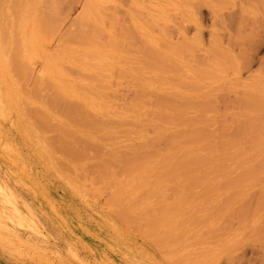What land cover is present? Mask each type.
Here are the masks:
<instances>
[{
    "label": "rangeland",
    "instance_id": "rangeland-1",
    "mask_svg": "<svg viewBox=\"0 0 264 264\" xmlns=\"http://www.w3.org/2000/svg\"><path fill=\"white\" fill-rule=\"evenodd\" d=\"M130 1L132 0H122V1L121 0H99V1L97 0V2L94 5L100 6V8L98 7L99 12L96 13L92 18H90L92 20L87 25L81 24L80 20H78L80 25H78V22H77V19L81 17V14H82L81 13V10L83 9L82 4L77 3L76 1H70V0H60L58 1V3H51L52 1H49L47 3L48 6L49 5L56 6L57 17H54L52 27L49 25V30L45 32L44 31L41 32V35L38 36V39L40 40V47H44L46 49V52L44 53H47V54H53L55 52H60L63 59H66V62L70 63V62H73L75 58H78L77 53H74L72 51L73 48L74 47L81 48L86 45H83V46L71 45L70 42L74 39L70 37L69 30L75 28L76 32L78 31L81 32L83 28L86 27L93 33L95 31L103 33L102 39L107 41L109 39L108 34L110 32V29H114V24H117V28L115 31L117 34H120L122 32L121 25L122 24L124 26L126 25L128 31H134V32L145 35L143 39L140 36H138L139 45L143 49L151 50L152 48H154L156 51V54L160 56L169 57V58H165L159 63L162 64L163 69H166L167 67H175L176 82L172 83L171 85L172 89L175 92L181 94L186 101L195 102L196 105L201 110L200 113L204 112L205 116H206V112L209 106V102L207 103V99H206V64H207V59H208L209 54L213 53L215 57L221 54L222 56L221 61H224L226 65L230 63L231 66H234L235 68H237L238 66L244 65V69L242 71L243 76H246L251 72L252 73H256L257 71L259 72L260 69H263V74H264V64H261L262 61L264 62V0H157L156 4L159 5V7H158V11L156 10V14L158 13L159 18L156 19L155 23H151V20H150L151 17L147 14L148 12H150V9L148 10L147 8L148 12H145L144 9L132 7L131 5L132 3ZM152 1L153 0H139V2L142 4L143 3L149 4ZM73 6L75 7V9H71ZM0 8H1L0 9V35L4 34V37L2 35L1 36L3 39L7 38L6 39L7 43H8V39L11 41L10 38H12L11 42L13 43L15 39V35H16L15 26L17 24L16 23L17 20L15 19L14 12H12L11 9L10 11H7L8 10L7 2L0 0ZM25 24L26 23H24L23 25L25 26ZM23 25H21L22 28L24 27ZM16 28H18V26H16ZM151 31L154 33V36H155L154 45L151 44L150 42ZM10 41L8 45V44H5V40H3L5 45L3 44L4 47L2 46V44L0 46L1 47L0 53H2V47L4 48L3 51L5 50V54L3 52L2 54L4 55L2 54H1L2 56L0 55V60H2L1 63L3 62L2 64H0V106H1L0 108V120H1L0 121V131H1L0 137L3 138V139L2 138L0 139V234L3 235L1 237L3 239H0V242L2 243V241L5 239V241L7 240L6 242L8 244L10 243L11 245H6L4 243L5 241H3L2 244L0 243V245H5V246L0 247V264H126V263L127 264H164L163 262L159 260L158 257L165 258L166 260H168L167 261L168 264H264V211L254 212V211H250V210H247L239 206H230V207L217 206L214 203V200L210 196V194L208 193L205 194L203 190H201L202 188L200 187L201 185L199 186V184H201L202 181L196 178L189 179L187 175H184V177L186 178L187 176V180H189L188 182L193 181L194 184L196 183V187L197 186L200 187V191L198 189L199 187H197L195 189V190L198 189L197 192L194 190V192L192 193L194 195H198L195 197V200L198 203L197 205H199L200 207L203 206L204 204L208 205L209 208L211 209L209 210L210 218L215 221V225L212 226L211 228H208V227L204 229L199 228L198 230L199 232H195L197 233V235L199 234V236H202V240L198 242L199 244H197V247H200V248L201 246L203 247L202 245L203 243L204 245L206 244V247H208V244H209V250L204 252V254H202L201 256H197L201 258L195 257L194 260L190 262V261L183 260L181 257L168 255L169 253L173 252V249L169 245L166 246V244H163L164 243L163 238L164 237L167 238V236H164L161 238L158 235L157 238H155L154 234H152V236L151 234H148V233H151V231L152 233H155L156 231L154 230V228H157V227L151 226L153 227V230H151V227L148 226L147 228L150 231L144 228L142 229L143 231L140 229L136 232L135 230L127 229L126 227L127 225L121 222L119 219L118 220L121 224H117L116 222V225H114V227L113 225L109 223L107 224V221L103 217L102 211H104L105 213L106 208L110 207V206H107L109 205L107 204V200H108V196H110L111 198L112 195L110 194V188L103 186L104 184L102 182H101V185L99 184L100 182L98 183V180L100 181L101 179H97V177L95 176L96 174L95 168H94L95 173L91 169L89 170V167H90L89 163L94 161L93 160L94 157L93 159H91V157L94 156V154L93 155L90 154L91 155L90 159L92 161L90 159L85 161L84 158H81L78 155L74 156L72 155V153L68 154L70 156H67V152L65 153L64 151L65 149L61 150L62 146H60V144L62 142L60 141H59L60 144H58L59 148L57 149L61 151V154H64V153L65 154L61 155L60 153H57V151L55 153L52 150L54 147L56 148V145L53 147V144L56 142L55 141L57 138L56 135H58L57 131L59 130V128L62 129V127L66 126L64 123L67 122V127L70 126L73 130L77 129V125L72 122L73 118L75 117V115H77V113L74 115V117L73 116L70 117V115H68L69 118H67V115L65 116L66 117L65 118L64 114L70 110L68 108L73 103V101L75 102L76 100L77 101L80 100L79 102H82V99H76V98L67 99V100L65 99L66 101H69L68 104L71 103L67 107L66 106L64 107V105L62 104L63 103V99H62L61 104L64 107V110H66V112L61 113L63 111L62 110L63 108L61 109L62 106L60 104H58L59 106H61L60 107L61 111L59 112L58 111L60 110L59 106H58V109H56L57 105L51 106L49 105L50 102L47 99L46 100L48 101V103L45 99L42 98L41 100L44 101L45 105L48 104V109L50 108L48 112L52 109V107L54 106L56 107L54 108V110L52 109L53 111L51 110L49 112V113L52 112L51 114H53L52 116L54 118H56V116L57 118L59 117V114L57 115V112L63 115L62 117L60 115L58 120L56 118L57 121L53 119L52 122L48 121V119L51 121L53 117L47 111L45 113L40 111L42 114H44L43 116L42 114L40 116V112L38 109L36 112V108L37 107L39 108L38 103L37 105L35 104L36 107L34 105L32 106L30 103H29L30 105L25 104L24 97H26L25 96L26 94L21 91L23 90L24 87L26 88L28 87L29 89L33 87V85L35 84V81L33 82L32 80L33 79L35 80L36 76L40 73V71H42L43 69L42 64L45 58L47 57L43 56L42 54L35 57L33 59V65L31 66V67L34 66V68H32L31 72L29 73L32 75V77L30 78L31 75L29 74H28L29 75L28 77L26 76L27 79L29 78L31 80L28 79L29 80L28 81L26 80L25 77H23L25 79L22 78L23 79L22 81V79L19 80L15 76V83H14L15 86H14L13 84L9 83L10 82L9 80H7L8 82L6 81V79H8L9 73L14 74L12 73V68L11 70L9 69V65H11L10 63L11 61L9 60H11L10 58H11V55H12L11 53L13 49V44ZM8 47L9 48L11 47V49H8ZM38 48L39 47H37V49ZM88 48L92 50L91 44H89ZM246 49H249V54L250 56L253 57V65L251 66L249 70H247L248 68L246 69L245 64H244L245 61L248 59V54L243 52ZM107 50L108 49L104 50V52H106ZM131 51L135 53L136 54L135 56L139 57V59L142 62L146 60V54L143 51L139 52L137 48H133ZM40 52L41 51L39 50V53ZM225 52L228 53L226 56H225ZM230 52H233V53L230 55ZM84 55L86 56V58H89L91 54L89 52H84ZM3 56H4L3 58L4 61L3 59H1ZM6 57H8L9 59H7ZM6 59L8 60L9 63L5 62ZM7 63H8V66L5 65ZM121 64H124V62L122 61ZM117 66H122V65H117ZM115 70H119V67H116ZM164 71L166 73V70ZM168 77H172V76H168ZM24 80L26 82H24ZM134 80H135V77H131V76H126L119 80L118 75L117 74L115 75L114 83L115 84H117L118 82L119 83L116 85V87H114V89L116 91L115 93L118 95L117 98L120 100V103H126L127 105L132 102L131 100L135 96V90H136L135 85H132L134 83ZM19 83H21V85ZM22 85L23 86L26 85V86L22 88L21 87ZM13 86L15 87L14 88L15 91L13 89ZM44 93L45 91H43L42 95H44ZM104 94H102V97H99V98L97 97V99L96 98L95 99L97 101H99V99L100 100L102 99L101 100L102 102L103 100H106L107 102L110 103L112 101L110 100L112 97H109V96L111 95L113 96V100L115 101V102L112 101L113 102L112 104L117 105L116 101L118 102V100H116V97H115L116 95H113V93L110 94L109 92L106 93L109 96H106V94L105 95ZM20 95H22L23 97H21ZM13 96H18V97H13ZM11 97L13 100L11 99ZM107 97L109 98L107 99ZM88 99H90V96L88 97ZM85 100H87V98H85ZM97 101H94L93 99L94 103ZM102 102L99 101L98 103L94 104L99 109V111H97L98 109L95 110L96 115H98L97 118L99 117L100 111H101L102 117H104L103 116L104 111L106 112V110H104L103 107L101 108L102 110L100 109V107H98L100 106ZM9 105H10V108H9ZM147 105H148L147 107L149 110L150 108L159 110V107L155 101H153L151 104L148 103ZM33 107L35 109H33ZM40 108L42 109L41 106ZM224 109H225L224 107L221 108L224 116H226ZM30 110L32 111L30 112ZM72 110L73 109H71V111ZM26 111L30 113L28 114ZM32 112L39 113V115H37V117L39 116L38 121L41 118V121L43 120L45 124L42 123L43 121L38 122L36 119L37 117L35 118V122H34L33 115L35 113L31 115ZM74 112L76 111H73L70 113L73 115ZM19 113H21V115ZM45 114H47V116L50 115L49 117L50 118L52 117V118L50 119L47 117L48 118L47 119L45 117L46 116ZM128 114H131V113H128ZM82 115H84V113ZM85 116L87 118H90L91 114L90 116L89 114L84 115V117ZM27 117H29L32 123L30 122L29 119L25 120ZM42 117H44V119ZM102 117L101 118L99 117L100 120L102 119ZM70 118H72V120ZM93 118L94 117H91V119ZM99 118L97 120H99ZM146 118H149V117L147 116ZM65 120H68V121H65ZM69 121L70 123H68ZM36 122H38L37 124L42 123L41 124L42 126L44 124L45 127L44 126L42 127L44 129L46 127L48 128L46 124L50 125L49 123H51L53 126H56L57 124H55V122L56 123L61 122V124L63 123L62 124L63 126L59 127L61 124L58 123V130H56L55 127L53 128L50 125L49 132H48L46 129L45 130L42 128H40L41 130L38 129L37 127H39V125L36 126L35 125ZM32 124L35 126H32ZM70 124H72L73 127ZM109 125H113V124H111L110 122ZM51 127L57 133V134L55 133L54 136L51 135L52 133L51 132L52 130H50ZM21 128H24L23 129L24 131H22ZM25 128L32 132L28 133L29 131L25 130ZM32 129L36 130L37 132ZM44 131L45 133H43ZM62 131L63 129L59 130L58 132L59 134H62L61 136L63 138H65L66 136H67V140L71 138L70 137L71 135L68 136L67 131H65L67 132L66 136L63 135ZM152 131H153V128H152ZM152 131H149V133L153 134V137L148 133L152 138L149 137V135L148 136L145 135V138L143 139L140 137L139 138L140 140H145L146 142L143 141L141 143L140 140L138 141L134 140V143L136 142L137 146L134 145L133 143V147L138 148V144L141 143L140 145L142 146V148L145 145L143 149L138 148L142 150V152L144 150L146 151V153H148V151L152 152L153 149H155L157 152L158 150L159 152L160 151L162 152V150L164 151V149H166L165 146L167 144V141H166L167 139H165L164 142L162 139H161L162 141L158 139L156 141V144H154L153 147H151V145L149 146L148 144H146V143H149V141L151 142V139L155 137L154 133L156 132L154 131L152 132ZM35 133H38V134H35ZM164 134L168 138V144H167L168 147L167 146L166 147L167 149L168 148L170 149V150L166 149V151L164 152L166 153L170 151L169 154H171L173 151H175L176 148L171 143V141H169L170 135L167 136V133L165 132ZM46 135L48 136L51 135V137L53 136L54 138L56 137L55 139L53 138L51 139L50 137L48 138L55 142L49 145L50 144L49 142L51 141L50 140L49 142L47 141L48 139H46ZM42 137L44 139H42ZM9 138H11V141L9 140ZM34 138L36 139L34 140ZM146 138H148V140L149 138L151 139L147 141ZM4 139H5V142L3 141ZM38 139H40L42 143ZM42 140L46 141L47 143L46 142L43 143ZM158 141L161 144H159ZM72 142L74 141L72 140ZM11 143L12 145H10ZM129 143H132V141H129ZM5 144H7V146ZM14 144H16L15 148L12 147L14 146ZM169 145H172V146H169ZM146 146L149 148V150L147 149ZM12 148H14L17 152ZM43 150L45 151L43 152ZM107 150L108 148L103 149L104 154L105 156H110V154L108 153L109 151ZM63 151L64 153H62ZM156 151L153 150V152L155 153L154 159L158 162L157 164L159 165V167H156V168L154 167L153 173H156V171L161 173V171L163 172L165 168L169 169L165 167V164L166 166L169 165L168 167H174L173 164H175L174 162H176V161H172L173 159L176 160V158L173 157L174 153H172V156L170 155L171 157H173L172 160H171V157L168 156L169 154L167 156L170 157V159H166L167 156L164 152L162 153L163 157H160V153H159V157L161 158L160 160V158L157 159L155 157L157 156ZM38 152L39 154H37ZM44 153L48 157H46ZM164 154L166 158H164ZM54 155L55 157L59 156L60 159L62 158V156H65L64 159L65 160L68 159L67 161L69 162V163L67 162L68 165L66 166L68 168V171L70 169V171L73 170V174L77 173L78 175H81L82 179L84 178V180L88 182L87 187L86 185H84V183H86L85 181L82 180L83 184L80 183L81 182L79 178L80 176H77V174L74 176L72 175V173L68 172L69 173L68 175L67 170H64L66 168L63 167L64 168L63 169L62 167H60L61 164L64 163L63 159H61L63 162L62 163L60 162L61 160H59L58 157L56 158L57 159L56 160ZM119 155L122 156L121 154ZM71 156H72V159H71ZM151 156H153V154ZM73 157L75 159H73ZM46 158H48V160ZM72 160L73 161L76 160L77 165L82 169V171L76 166L75 162L74 163L72 162ZM167 160H169L170 162ZM20 161L22 162L19 163ZM95 162L96 160L93 163ZM166 162L168 163V165ZM67 163H64V164H67ZM20 164L22 165L20 166ZM69 164L71 165L75 164L74 166H76L77 169L74 170L75 168L73 165H72V168L74 169H72L71 167L69 168L68 166H71ZM220 164H221V167H224L223 172H225L224 173L225 180H227L228 177L230 176L229 173L231 172V168L235 165V160L231 159L230 157H224L221 160ZM13 166H15V168ZM92 167L93 166H91L90 168ZM160 167H162V169ZM163 167L165 168L163 169ZM158 168L159 170H157ZM40 169H41V172H40ZM121 169L122 168H120V170ZM19 171L22 173H20ZM85 171H87L88 173L90 172L92 176L89 175ZM151 171L152 170H149V173L153 175ZM91 172H93V174ZM84 173L85 175L87 173L88 176L85 177ZM151 175H148L147 177L148 179L151 177L150 180H153ZM163 175H165L164 178L162 177ZM68 176H70L71 178ZM89 176H90V179L91 177L92 179L96 178L94 179L95 180L94 182H96V184H94L92 179H91L92 181L89 179ZM167 177L170 178V176H168L167 174L161 173V177L159 178L160 179L159 183H162L161 185L159 184L161 192H159L156 196H155L156 194L155 192H152L155 194L150 193V195L148 194V196L147 195L146 196L149 197L151 195H154V199L156 201H157V197L159 198L161 197L162 199L164 196L165 197L167 196L166 198H168L170 202L166 199L165 203L163 201L162 204L164 203V205L167 204L168 206L171 203L170 206H172V203L174 204L176 197L177 198L180 196L183 197L184 189L182 188V185L181 186L178 185L182 183L178 179L176 180L178 184L177 186H175L174 185L175 183H173L174 179L171 180V178L170 179L168 178V180L170 181L168 182V180L165 179ZM59 179L62 181H60ZM71 179L74 180V182L69 181ZM163 179H165V181ZM20 180L24 183L22 184ZM34 180L36 181L34 182ZM77 181L80 187H78L77 186L78 184L75 183ZM90 181L93 184L89 185L91 183ZM171 182L173 183L172 184L173 187L174 186L175 188H178V186L180 187V190L182 191V193L179 192V189H176L180 193V195L179 193L176 194L177 191L173 187H170ZM166 183H167L168 188H171L172 192L169 189L170 191L169 193L168 189L166 188L167 187ZM163 184L166 186V187L164 186L165 189L162 186ZM96 185L98 186L96 187ZM70 188L72 191L70 190ZM86 188L87 189L92 188L90 189V192H89L90 194L88 193L89 190L85 192ZM97 188L98 189L100 188V190H97ZM102 188L106 192L109 193L108 196L106 195L107 193L105 194ZM172 188L176 192H173ZM101 189H102V192H101V195L99 196L97 192L101 191ZM258 189L259 188L253 186L251 187V189L248 190V192L254 193ZM145 190H142V191H145ZM163 190L166 192V194L164 193ZM91 191H93V193ZM31 192L33 193V195ZM199 192H201L202 194ZM86 193H88L89 195H87ZM103 193L104 195H102ZM146 193L147 192H144V194ZM173 193L177 196L176 197L173 196ZM77 194H78V197H77ZM92 194H95L96 198H92L93 197ZM161 194H164V196H162ZM71 196L73 197L75 196V197L74 198L72 197V199H69L71 198ZM159 198H158V201H160ZM180 198L179 200H176L177 205H179V201L182 200V198L181 200ZM152 199H153V196H151L150 200ZM76 202H78V204ZM160 202L159 204H161ZM177 205L175 209L173 208L174 213H173V210H171V212L173 214L179 213L180 214L179 216L181 217L186 216L185 215L186 210H182L184 209L183 206L179 205L182 207L181 210H179L181 212L180 213L177 210V207L179 209L180 207ZM72 206L74 207V209ZM157 206L158 204L156 205V207ZM199 206H197V208ZM78 207L80 208L81 211L79 210ZM156 207L154 208L156 209ZM171 208L172 207H169V209ZM161 209H162L161 211L163 210L165 211L166 207L164 208L161 205ZM48 216L50 219L48 218ZM69 216H71L72 218H70ZM76 216H77V219H76ZM103 219L105 220V222ZM195 224L197 225V223ZM186 225L184 226L185 230L183 226L181 228H177V230L180 232L179 236L181 238V234H183L182 232H185L187 229L184 235L189 241H192L191 243H194L193 235L191 234H193L194 231H197V230H195L190 225H189L190 227L188 228L186 227ZM200 229H203L202 232H200L201 231ZM145 230L149 232L146 233ZM139 231H141L142 233L145 232L146 235L148 234L147 235L148 237L143 235L141 232L140 234ZM202 234L205 236L204 238ZM149 236L150 238L154 236L155 238L153 239L154 243L151 241ZM205 238L207 240H205ZM71 240H75V241L72 242ZM203 240L205 242H203ZM201 242L203 243L201 244ZM220 243L222 245H220L219 247L218 245ZM161 244H163V246H161ZM191 253H192L191 255L194 254L193 252ZM228 255H232V256L227 257Z\"/></svg>",
    "mask_w": 264,
    "mask_h": 264
},
{
    "label": "bare ground",
    "instance_id": "bare-ground-1",
    "mask_svg": "<svg viewBox=\"0 0 264 264\" xmlns=\"http://www.w3.org/2000/svg\"><path fill=\"white\" fill-rule=\"evenodd\" d=\"M1 1H5L8 3V10L7 9L6 10L10 11L11 9V11L14 12V17L17 20L16 26H18V28H16L15 26L16 35H15V39L13 43L11 42L12 38H10L11 41L8 39V43H7L6 42L7 38L6 37H5L6 39L2 38V36L4 37V34L3 35L1 34L2 36L0 35V46L1 44L3 46L4 44L3 40H5V44L9 45V41L13 44L12 53L10 52L12 55L10 58L11 60H9L11 61L10 62L11 65H9V69L11 70L12 68V73L14 74L9 73L8 79H6V81L9 80L10 81L9 83L15 86L14 84L15 76L19 80L22 79L23 77H25L26 80H28L29 78L27 79V77L31 75L29 73L31 72V69L34 68V66L31 67L33 65V59L39 56L40 54L47 57L45 58L44 62L42 61L43 62L42 71H40V73L36 76L35 80L32 78L33 79L32 81L33 82L35 81V84L33 85V87L32 88L30 87L31 89H29L28 87L27 88L24 87L26 85L21 86L22 88L24 87L21 92L26 94L25 95L26 97H24L25 104L27 105L31 104L32 106L33 105L35 106V104L37 105L38 103L39 108L38 107L36 108V112L38 109L39 112L41 111L45 113L46 111L48 112L50 108L48 109V104L45 105L44 101L41 100L42 98L45 100L47 99L50 102L49 105L51 106L57 105L56 106L57 108L55 106L52 107L53 110L54 108L58 109V106H59L58 104H60L61 106L63 104L64 107L65 106L67 107L68 105H70L71 103L68 104L69 101H66L67 99H74V98L82 99V102H79L80 100L79 101L76 100L77 102L76 101L74 102L72 100L73 103L69 106L68 109L70 110L68 112L64 110L63 106L62 107L59 106V109L60 107L61 109L63 108L62 109L63 111L61 113L66 112L64 114V117L66 115H67V118H69L68 115H70V117L71 116L74 117V115L77 113V115H75L74 118L72 117L73 118L72 122L77 125L76 130H73L70 126L67 127V122L64 123L63 121V123L66 126L62 127L63 129L62 132H63V135L65 136L67 132H68V136L71 135L70 136L71 138L68 139L69 141L67 140V136L66 137L64 136L66 138L65 139L61 136L62 134H59L58 132L59 130H62L61 128H59L58 130V123L61 124L62 121L58 123L55 122V124H57L56 125L57 127L49 123L53 128L55 127V129L58 130L57 131L58 135H56V137L59 139L55 137L56 142L51 140L52 138L55 139L53 136L56 133V131H54L52 127L50 130H52L51 132L53 134L51 133V135L53 136L51 137V135L50 136L46 135V139H48L49 137L51 138L47 140L48 142L49 140L51 141L49 142L50 143L49 145H51V143L53 144L54 142L56 143V144L55 143L53 144V147L56 145V148L54 147L52 149L53 152L55 153L57 151V153L61 154V151L57 149L59 148L58 144H60L59 143L60 141L62 142L60 144L62 148L61 147L60 148L61 150L65 149L64 151L65 153L67 152V156H70L68 154L72 153V155L74 156L78 155L79 157L84 158L85 161H87L90 159V156L94 154V156H92L91 159H93L94 157L93 160L94 161L96 160V162L93 163L94 162L93 161L89 163L90 167L93 166L92 168L89 167V170L91 169L94 172V168H95V172L97 174V175L95 174V176L97 177V179H101L100 181L98 180V183L100 182L99 184L101 185V182H102L104 184L103 186L110 188V194L112 195V197L110 198V196H108L109 193L104 190L105 187L104 189L102 188L105 194L107 193L106 195L108 196V200L107 199L106 200H107V204L109 205L107 206H110L109 208H106L105 213L104 211H102L103 217L107 221V224L109 223L113 225L114 227V225H116V222L117 224H121L119 222L120 220L121 222L127 225L126 226L127 229L135 230L136 232L140 229L141 230L144 228L148 229L147 228L148 226L157 227V228H154L156 232L155 231L153 232L155 233H152V231L151 233H148L150 231L149 229H148L149 230L148 232L147 230H145V232L148 234H151V236L152 234H154L155 238H157L158 235L161 238L164 236H167V238L166 237L163 238V242H164L163 244H166V246L169 245L173 249V252L169 253L168 255L181 257L183 260L191 262L194 260L195 257L201 258L197 256H201L202 254H204V252L209 250V244L207 243L208 247H206V244L204 245L203 243L205 242L204 240L203 242H201V244L203 243L202 244L203 247L201 245H200L201 248L197 247V244H199L198 242L202 240V236H199V234L197 235V233L195 232H199L198 231L199 228H203V229L206 227L211 228L212 226L215 225V221L210 218L209 210L211 209L209 208V206L206 204H204L201 207L197 205L198 203L196 202L195 197L198 195L192 194L197 187L201 185L200 186L202 188L201 190H203L205 194L207 193L210 194V196L214 200V203L217 206H226V207L239 206V207H242L247 210L254 211V212L264 211V74H263V69H260L259 72L258 71L256 73L251 72L248 75L243 76L242 71L244 69V65H241L235 68L234 66H231L230 63L226 65L224 61H221V57H222L221 54H219L217 57H215L213 53L209 54L208 59H207V64H206V99H207V103L209 102V106L206 112V116H207L206 118V116L204 115V112L200 113L201 110L199 109V107L196 105L195 102L186 101L181 94L175 92L172 89L171 87L172 83L176 82L175 67H167L166 69H163L162 64L159 63L160 61L164 60L165 58H169V57L160 56L156 54V51L154 48H152L151 50H147V49H143L139 45L138 36H140L143 39L145 36L144 34H140L134 31H128L127 26L126 25L124 26L123 24L121 25L122 32L120 34H117L115 32L117 28V24L113 23L114 29H110V32L108 34L109 39L105 41L102 39L103 33L101 32L95 31L93 33L86 27L83 28L81 32L79 31L76 32L75 28H73L69 30L70 37L74 39L70 42V44L73 46H83V45H86V46H83L81 48L74 47L72 51L74 53H77L78 58H75L73 62L68 63L66 62V59H63L60 52H55L53 54L44 53L46 52V49L44 47H40V40L38 39V36L41 35V32L43 31L45 32L49 30V25L52 27L54 17H57L56 6L55 5L48 6L47 3L49 1H52L51 3H58V1L60 0H1ZM70 1H76L77 3H80L83 5V9L81 10V13H82L81 17L77 19V22L78 20H80V23L83 25H87L92 20L90 18H92L96 13L99 12L98 7L100 8V6L94 5L97 2V0H70ZM156 1L157 0H153L149 4H146V3L142 4L139 2V0L138 1L132 0L130 2L132 3L131 4L132 7L144 9L145 12H148V10L150 9V12H148L147 14L151 17L150 18L151 23H155L156 19L159 18L158 13L156 14V10L158 11V7H159V5L156 4ZM71 9H75V7L73 6ZM24 23H26L25 26L23 25ZM80 23L78 22V25H80ZM21 25H23L24 27L22 28ZM154 39H155L154 33L151 31L150 42L153 45L155 44ZM89 44H91L92 50L88 48ZM3 47H2V53L4 52L5 54V50L3 51L4 49ZM37 47L40 48V49L38 48L41 51L40 53ZM133 48H137L139 52L143 51L146 54V60L144 62H142L139 59V57H136L135 56L136 54L131 51ZM8 49H11V47L10 48L8 47ZM106 49L108 50L104 52V50ZM0 51H1V47H0ZM84 52H89L91 54L89 58H86V56L84 55ZM243 52L248 54V59L245 61L244 64H245L246 69L248 68L247 70H249L251 66L253 65V57L250 56L249 49H246ZM2 53H0V55ZM232 53L233 52H230V55ZM227 54L228 53L225 52V56ZM3 58L4 56L1 59ZM6 58L9 59L8 57ZM6 60L5 62H8V60L7 61ZM1 61L2 60H0V64L3 63V62L1 63ZM122 61L124 62V64H121ZM8 63L5 65L8 66ZM116 64L122 65V66H117ZM261 64H264V62L262 61ZM116 67H119V70H115ZM164 70H166V73ZM116 74L118 75L119 80L126 76L135 77L134 83L132 84L131 82V84L135 85V88H136L135 96L134 97L132 96L133 97V99L131 100L132 102L127 105L126 103H120V100L117 98L118 95L115 93L116 91L114 87H116V85L119 83V82L117 84L114 83V78ZM168 76H172V77H168ZM31 77L32 75L30 76V78ZM24 82L26 81L24 80ZM19 84L21 85V83ZM14 86H13V89L15 88ZM43 91H45L44 95H42ZM108 92L110 94L113 93V95H116L115 96L116 100H118V102L116 101L117 105L112 104L113 103L112 101H114L113 96L107 95L106 93ZM104 93L106 94V96L112 97L110 99L112 101L109 103L106 100H103L102 102L101 101L102 99L101 100L99 99V101L102 103L101 104L99 103L100 106L98 107H100V109L103 107L104 110H106V112L104 111L103 113L104 117H102L101 111H100L99 117L100 118L102 117V119L100 120V118L98 117L99 120H97L98 115H96L95 110L98 108L94 104L99 102L96 100L97 97L98 98L102 97V94ZM20 96L23 97L22 95ZM89 96H90V99H88ZM13 97H18V96H13ZM109 97H107V99ZM85 98H87L88 101L85 100ZM30 99L32 102L30 101ZM62 99H63V103L61 101ZM93 99L94 101H97V102L94 103ZM153 101L157 103L159 110H155L152 108H150V110L148 109L147 104L148 103L151 104ZM64 103L65 104L67 103V104L65 105ZM40 106L42 107L43 110L40 108ZM222 107L225 108L224 110H225L226 116H224L223 111L221 110ZM9 108H10V105H9ZM33 109L35 108L33 107ZM61 109L58 111L60 112ZM71 109L73 110L71 111ZM31 111L32 110H30V112ZM73 111H76V112H74L72 115L70 112H73ZM97 111H99V109ZM41 112H40V116L42 114ZM33 113L35 112H32L31 115ZM61 113L57 112V115L59 114V117H60ZM81 113L82 114L84 113V115L89 114V116L91 114V117H94L93 118L94 120L91 119V117L87 118L88 115L87 117L86 116L84 117V115H82ZM128 113H131V114H128ZM19 114L21 115V113ZM35 114L33 115L34 122H35V118L37 117V115H39V113H35ZM43 115L44 114H42V116ZM45 115H46L45 116L46 118L47 117L50 118L49 117L50 115L49 116H47V114ZM52 115L53 114H51V116ZM62 116L63 115H61V117ZM147 116L149 118H146ZM38 117L36 118L37 121H38ZM42 118L44 119V117ZM56 118L53 117L51 121L49 119L48 121L52 122L53 119L56 120ZM72 118L70 119L72 120ZM28 119L29 117H27L25 120H28ZM42 121L40 118L38 122H42ZM65 121H68V120H65ZM38 122H36L35 125L36 126L39 125V127L37 128L40 129L44 126L45 123L43 121L42 123L44 124L42 126L41 125L42 123L37 124ZM110 122L113 125H109ZM68 123H70V121ZM62 124L59 127L63 126ZM35 125L32 124V126H35ZM50 125L46 124L48 128L46 127L45 129L48 132H49ZM26 128L25 130H28ZM152 128H153V131L156 132L154 133L155 137L153 139H151L153 137V134L149 133V131H152ZM21 129L22 131H24L23 130L24 128H21ZM28 131H27L28 133L32 132L30 130ZM164 132L167 133V136L170 135L169 141H171V143L176 148L175 151L172 152L174 153L173 157L176 158V160H174L173 157H171L172 153L169 154L170 151L166 153L164 152L166 151L168 147L167 145L168 138L166 137ZM43 133H45V131ZM35 134H38V133H35ZM145 135L146 136L149 135V137H151L149 138V140L151 139V142L148 140V138H146L147 141H149V143H146V144H148L149 146L151 145V147H153L154 144H156V141L158 139L160 140L162 139L163 142L165 139H167L166 140L167 147L165 146L166 149H164V151L162 150V152L161 151L159 152V150L157 149L158 147H157L156 148L158 150L157 152L155 149L152 148L154 151L157 152V156L155 157L157 159H159L160 157H163L162 153L164 152L166 156L168 154H169L168 156L171 155L170 157H171V160L173 159L172 161H176L174 162L175 164H173L174 167H168L169 166L168 163L166 162L168 166H166V164L164 163L165 167L169 169H166L165 167H163V169L164 168L165 169L163 170V172L161 171L162 174H167L168 176H170L171 180L174 179L173 183H175L174 184L175 186H177L178 184L176 182L177 179L180 182H182L181 184H178L179 186L182 185V188L184 189L183 197L180 196L182 200L180 197L177 198L176 197L177 195L173 193V196H175L176 199L174 198L175 202L174 204L172 203V206H170L171 203L168 206L167 204L164 205L166 199L169 201V199L166 198L167 196L165 197L164 194H161L162 196H164L163 197L164 200L163 198L161 199V197L160 198L157 197V201H156L154 199V195H151L153 196L152 200H150L151 196L147 197L148 194L150 195V193L152 192L156 193V194L152 193V194H155V196L159 192H161L159 184L161 185L162 183H159L160 181L159 178L161 177V173L157 171L156 173H153L154 167L155 168L159 167V165L157 164L158 162L154 159L155 153L153 152V150H152L153 153L149 152L148 151L149 148L147 146L146 147L148 150L147 149L146 150L148 151L149 154L146 153L145 150H144L145 152L144 151L142 152V150H140L145 147L144 145L142 148L140 144L143 141L144 142L146 141L140 140L139 138L141 137L143 139L145 138ZM1 138L2 137H0V139ZM35 139L36 138H34V140ZM42 139L44 138L42 137ZM127 139L129 141H132V143H129ZM9 140L11 141V138H9ZM38 140L41 142L40 139ZM72 140L74 142H72ZM134 140L141 141V143L139 142L140 144H138V148L140 149L136 147L135 149L133 147ZM3 141L5 142V139ZM42 141L43 143L46 142L44 140ZM12 143L10 145H12ZM158 143L161 144L159 141ZM7 144L5 145L7 146ZM15 145L16 144H14V146L12 147L15 148ZM134 145H136V142L134 143ZM169 146H172V145H169ZM104 148H108L107 151H109L108 153L110 154V156H105L104 151H103ZM44 151L45 150H43V152ZM64 151L62 153H64ZM151 153L153 154V156H151L152 155ZM159 153H160V157H159ZM37 154H39V152ZM64 154H61V155H64ZM119 154H121L122 156H120ZM165 154H164V158H166ZM168 156L166 159H170V157ZM57 157L59 158V160L63 159L64 163L68 162L67 161L68 159L66 160L64 159L65 156H62L61 159L59 156H56L55 159ZM224 157H230L231 159L235 160V165L231 168V172L229 173L230 176L228 177L227 180H225V174H224L225 172H223L224 167H221V164H220L221 160ZM46 159L48 160V158ZM71 159H72V156H71ZM73 159L75 158L73 157ZM21 162L22 161H20L19 163ZM60 162H62V160ZM72 162L76 163V160L75 161L72 160ZM68 163L64 164L65 166L63 164L59 166L62 168L63 167L66 168V169L64 168L63 169L67 170V173L70 172L72 173V175L75 176L77 173L73 174V170L70 171L69 169L68 171V168L66 167ZM21 165L22 164H20V166ZM72 165L74 166L75 164H72ZM72 165L68 167L72 168ZM15 166L13 167L15 168ZM76 166L82 171V169L77 165V163H76ZM76 166H74L75 169L74 168L72 169L76 170L77 169ZM120 168L122 169L120 170ZM160 168L162 169V167ZM149 170H152L151 172L153 173V175L149 173ZM157 170H159V168ZM40 172H41V169H40ZM93 172L91 173L93 174ZM87 173L86 175L84 173L85 177L88 176V174L91 175L90 172L88 174ZM148 175H151L153 180H150L151 177L148 179L147 177ZM184 175H187L189 179L191 178L199 179L200 181H202V183L199 184L197 182L199 186L196 187V183L194 184L193 181L188 182L189 180H187V176L185 178ZM77 176H80L79 177L81 181L80 183L85 181L84 178L82 179L81 175L77 174ZM162 177L164 178L165 175H163ZM168 178L169 177L165 179L168 180ZM89 179H90V176H89ZM94 179H92L93 182L95 181ZM165 179L163 180L165 181ZM35 181L36 180H34V182ZM69 181L74 182V180L72 179ZM85 182L86 183H84V185H86L87 187L88 182L87 181ZM168 182L170 181L168 180ZM23 183L24 182H22V184ZM75 183L78 184V181ZM173 183L172 182L170 183V187H173L172 186ZM91 184L93 183L91 182L89 185ZM94 184H96V182H94ZM164 184L162 185L163 187L165 186ZM77 186L80 187L79 184ZM97 186L98 185H96V187ZM166 186H167V183H166ZM175 186L173 188L175 190L179 189V192L182 193V191L180 190V187L178 186V188H175ZM253 186L259 189L255 191L254 193H251V192L249 193L248 190L251 189V187ZM200 187L198 188L199 191H200ZM166 188L168 189V191L169 189L171 191V188H168V186ZM86 189H85V192L89 190L88 191L89 193L90 189L92 188L87 189V190ZM102 189L101 191H99L100 193L96 191L99 194V196L101 195ZM97 190H100V188L99 189L97 188ZM142 190H145V191H142ZM197 190L195 191L197 192ZM176 191L173 190V192H176ZM91 192L93 193V191ZM144 192H147V193L144 194ZM179 192L177 191L176 194H178ZM88 193L86 194L89 195L90 193L89 194ZM164 193L166 194L165 191ZM102 195H104V193ZM92 196H91L92 198H96L95 194H92ZM72 197L73 196H71V198L69 199H72ZM77 197H78V194H77ZM158 198L160 199L161 202L158 201ZM179 198L181 200L179 201V205L183 206L184 209L182 210H186L185 211L186 213L184 212L186 216L184 217L179 216L180 215L179 213L177 214L175 213L176 215L173 214L174 209L176 208V205H177L176 200H179ZM163 201L164 203L162 204ZM159 202L161 204H159ZM76 203L78 204V202ZM157 204L160 210L158 206L156 207ZM161 205L164 208L166 207L165 211L164 210L161 211L163 209V208L161 209ZM181 206H179L180 209L177 207L178 212H180L179 210H181L182 208ZM197 206H199L200 208L198 207L199 208L198 209ZM154 207H156V209ZM169 207H172V208L169 209ZM171 210H173V213L171 212ZM69 217L72 218L71 216ZM76 219H77V216H76ZM195 223H197V225ZM185 225L188 228L192 226L195 230H197V231H194L193 234H191L193 235L194 243H191L192 241H189L185 237L184 234L187 231V229L185 232H182L183 234H181V238H180L179 236L180 232L177 230V228H181L182 226L184 227ZM153 227H151V230H153ZM203 229H200L201 230L200 232H202ZM184 230H185V227H184ZM140 232L141 231H139V233ZM145 232L144 233L141 232V233L147 236L148 234L146 235ZM2 236L3 235L0 234V239H3L1 238ZM154 236L152 238H150L149 236L152 242H153V239H155ZM204 237L205 236L203 235V238ZM205 240L207 239L205 238ZM3 241H5V239ZM6 241L4 242L6 245H11L10 243L8 244ZM71 241L73 242L75 240H71ZM163 244H161V246H163ZM220 245L222 244L220 243L218 246L220 247ZM1 246H5V245H0V247ZM191 252H193L194 254L191 255L192 254ZM231 256L232 255H228L227 257H231ZM158 258L164 264H168L167 262L168 260H166L165 258H160V257Z\"/></svg>",
    "mask_w": 264,
    "mask_h": 264
}]
</instances>
